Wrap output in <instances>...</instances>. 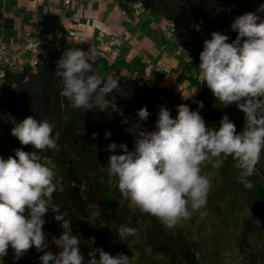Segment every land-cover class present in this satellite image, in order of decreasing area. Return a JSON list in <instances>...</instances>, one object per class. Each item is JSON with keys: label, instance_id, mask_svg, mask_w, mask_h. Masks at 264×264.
Wrapping results in <instances>:
<instances>
[{"label": "trees", "instance_id": "trees-1", "mask_svg": "<svg viewBox=\"0 0 264 264\" xmlns=\"http://www.w3.org/2000/svg\"><path fill=\"white\" fill-rule=\"evenodd\" d=\"M137 2L142 4L144 11L165 22L193 21L201 17L206 22L207 40L211 39L213 32H220L229 36L228 43L236 40L238 35L231 29L236 18L252 12L264 20V0H117V5L121 11H128L127 7ZM205 41L194 37L188 43L190 60L176 77L177 83L186 82L193 88V97L179 99L147 82L140 84L133 75H122L116 77L120 87L108 97L114 101L115 111L100 106L85 112L73 108L71 102L61 95L62 78L56 74L58 61L70 48L45 49L31 67L2 68L0 156L7 159L14 157L16 150L37 151L42 163L48 160L54 166V183L58 182L60 187L53 193L49 206L59 207L61 213H66L68 223L57 222L54 219L56 213L49 208L43 217L46 223L42 230L52 241L64 227L70 228L72 234L81 239L79 248L84 264H87L89 253L96 248L111 256L122 253L132 259V264H206L207 256L200 255L201 250L195 241L179 228L167 229L156 217L134 208L119 191L118 183L108 182L106 171L111 155L124 154L119 148L110 153L106 151L107 146L113 142L117 145L124 143L129 151H133L135 138L129 129L140 123L143 130L155 131L161 107L170 110L175 118L177 106L187 104L191 111H199L209 128L218 129L219 122L226 115L234 123L237 134L243 130L244 113L240 110L235 117L229 112L230 105L216 100L198 79L199 56ZM86 59L96 74L108 79L96 62ZM197 102L203 103V109L198 108ZM141 108H147L150 113L143 122L137 117ZM29 116L47 120L55 126L53 136L58 150H36L30 144L22 145L11 135L15 125ZM108 132L111 136L105 138ZM214 172L217 179L211 197H208V208L221 233L214 237L212 256L216 254L214 258L221 260L220 248L232 243L239 258L238 264H264V170L259 163L256 165L254 175L249 178L253 185L251 189L239 181L240 170L232 157ZM241 196L243 199L239 200ZM92 205H99V217L93 218ZM126 218L131 219L132 226L144 230L141 243L137 242L136 235L127 239L119 236L118 230ZM37 251L32 247L16 259L14 251L9 248L4 264H41L30 258ZM58 252L55 245L54 254ZM96 258H99L98 254Z\"/></svg>", "mask_w": 264, "mask_h": 264}, {"label": "clouds", "instance_id": "clouds-1", "mask_svg": "<svg viewBox=\"0 0 264 264\" xmlns=\"http://www.w3.org/2000/svg\"><path fill=\"white\" fill-rule=\"evenodd\" d=\"M231 29L238 34L232 43L220 32H213L204 42L198 79L216 100L227 106L235 103L244 113L245 124L239 134L228 116L221 119L218 129L209 128L199 111L181 104L175 118L161 107L155 131L133 124L129 129L135 138L133 151L124 143L113 142L106 148L110 153L117 148L124 153L109 157L108 182H117L119 191L134 208L156 217L167 229L206 208L212 181L202 174L204 166L219 169L232 157L240 170L239 181L251 189L249 178L264 153V20L249 12L236 18ZM56 74L62 78L61 95L73 108L85 112L100 106L117 110L108 97L120 87L119 79L96 74L85 51L68 49L58 61ZM197 103L203 109V103ZM149 115L147 108H141L138 121H146ZM54 127L47 120L29 116L15 125L11 135L36 150H58ZM110 136V132L105 134V138ZM54 176L37 151L16 150L15 156L7 159L0 156V264H4L9 248L16 259L32 247L39 251L47 248L42 229L49 208L56 213L57 222L68 223L66 213L49 206L56 191ZM92 208L93 218L99 217V205ZM118 232L127 239L135 236L137 229L121 225ZM80 243V237L69 228L54 240L59 252L44 251L40 260L42 264H84ZM87 264H132V259L122 253L111 256L96 248L89 253Z\"/></svg>", "mask_w": 264, "mask_h": 264}, {"label": "crops", "instance_id": "crops-1", "mask_svg": "<svg viewBox=\"0 0 264 264\" xmlns=\"http://www.w3.org/2000/svg\"><path fill=\"white\" fill-rule=\"evenodd\" d=\"M70 1L68 8L64 2ZM78 22L72 24V19ZM33 19L52 34L54 48H79L97 63L108 78L138 73L145 82L162 88L176 98L194 94L186 82H176L188 58L178 53L172 37L164 38L165 21L148 11L138 17L122 11L108 0H0V46L16 51L24 44ZM75 30L73 38L68 36ZM113 35L137 42H126L117 52L108 48ZM103 53V56L99 54Z\"/></svg>", "mask_w": 264, "mask_h": 264}, {"label": "built area", "instance_id": "built-area-1", "mask_svg": "<svg viewBox=\"0 0 264 264\" xmlns=\"http://www.w3.org/2000/svg\"><path fill=\"white\" fill-rule=\"evenodd\" d=\"M108 1L113 2L116 6H118L117 0ZM69 5L70 1L64 2L65 8H68ZM127 8L128 11H122V15H126L131 12L134 16L138 17L144 12V8L139 2L130 4ZM77 22V18L72 19V24H76ZM162 35L164 38L172 37L174 39L177 52L183 53L187 58L190 57V50L187 45L194 37H198L202 40L208 39L206 22L201 17H196L193 21H167L164 24ZM68 36L73 38L75 36V30L71 29V31L68 32ZM124 42L129 44L131 47H135L137 45L135 40L128 38L125 39L119 35H113L107 45L108 48L117 52L118 48ZM54 46L55 44L52 34L44 32L37 19H33L32 27L25 33L24 44L22 47L14 52H8L5 46H0V80L3 73L2 68L5 66L9 68H18L25 65L30 67L34 66L37 57L44 53L45 49L54 48ZM99 55L103 56V53H100ZM132 75L140 84L145 83V79L141 78L138 73H132ZM45 164L54 171V166L48 160L45 161ZM56 184L59 187V183L56 182Z\"/></svg>", "mask_w": 264, "mask_h": 264}, {"label": "rangeland", "instance_id": "rangeland-1", "mask_svg": "<svg viewBox=\"0 0 264 264\" xmlns=\"http://www.w3.org/2000/svg\"><path fill=\"white\" fill-rule=\"evenodd\" d=\"M191 97H193V95H191ZM229 112L231 114H234V116L236 117V115L239 114L240 109L237 107V105L233 104V105H230ZM259 165H260V168L264 170V155L261 156ZM215 169L216 168L212 167L211 165H206L203 167V170H202V174L207 175L212 181V189L208 197H211V193L214 190L213 185L216 184L217 175L214 172ZM55 185H56V188H58V185L57 184ZM242 199H243V196H241L239 200H242ZM208 205H210V203L208 202V199H207L206 208L202 209L200 212L194 213L191 219L181 222L175 228H179L180 230H182L185 234H187V236L190 237L192 241H195L197 243L198 247L201 250L200 255L207 256V258L205 259L206 264H238L239 258L237 256L236 250L233 249L232 243L227 244L226 246L224 245L220 248L219 251H221V256H220L221 260L217 261L214 258L216 257V254L212 256L213 249H214V246H213L214 237L215 235L221 233L220 232L221 229L219 225L214 222V218L211 216V212H210V209L208 208ZM122 225H127L129 227L137 229V232H136V237L138 238L137 242L141 243L143 241L144 230L141 229L140 226H137V227L132 226L131 219L126 218V220L122 223ZM67 230H69V228L67 227L63 228V231H67ZM62 233L58 232V235L52 238V241L45 236V244L47 245V248L44 249V251H51L54 254V249H55L54 240L59 238L62 235ZM44 251H37L33 253V255L30 258L33 259L34 263L42 264L40 257L44 254Z\"/></svg>", "mask_w": 264, "mask_h": 264}]
</instances>
